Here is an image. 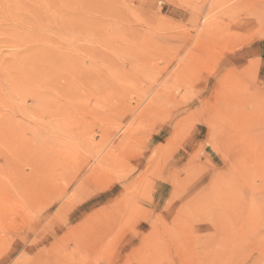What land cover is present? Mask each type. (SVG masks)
<instances>
[{
  "label": "rangeland",
  "instance_id": "rangeland-1",
  "mask_svg": "<svg viewBox=\"0 0 264 264\" xmlns=\"http://www.w3.org/2000/svg\"><path fill=\"white\" fill-rule=\"evenodd\" d=\"M0 231V264H264V0H0Z\"/></svg>",
  "mask_w": 264,
  "mask_h": 264
},
{
  "label": "bare ground",
  "instance_id": "bare-ground-1",
  "mask_svg": "<svg viewBox=\"0 0 264 264\" xmlns=\"http://www.w3.org/2000/svg\"><path fill=\"white\" fill-rule=\"evenodd\" d=\"M131 2V1H130ZM148 3V2H147ZM227 3V2H226ZM245 4V3H244ZM235 7V6H234ZM237 7V6H236ZM239 7V6H238ZM6 44V43H5ZM60 112V111H59ZM47 115V114H46ZM50 115V114H49ZM49 115H48V117H49ZM177 115V114H176ZM175 115V116H176ZM54 116V115H53ZM175 128H173V130H174ZM169 132V131H168ZM169 134V133H168ZM170 138H172V136H170ZM150 142V141H149ZM163 145H165L164 143H162L161 145H159V147H158V151L159 150H162V148H163ZM155 149V148H154ZM92 150V149H91ZM93 151V150H92ZM157 152V151H156ZM159 153V152H158ZM154 154H156V153H154ZM89 157V156H88ZM114 163V162H113ZM102 164V163H101ZM98 168V167H97ZM102 168H104V167H102ZM101 169V168H100ZM105 170H106V168H104ZM104 171V170H103ZM89 173V172H88ZM90 174V173H89ZM88 174V175H89ZM91 174H93V173H91ZM78 175V174H77ZM76 175V176H77ZM87 175V174H86ZM97 176V175H96ZM91 177V176H90ZM85 178V177H84ZM89 179V178H88ZM90 180V179H89ZM93 180V179H92ZM129 181V180H128ZM18 182V181H17ZM74 182H75V180H74ZM85 182V181H84ZM90 183V182H89ZM16 184V183H15ZM87 184V183H86ZM18 185V184H17ZM78 185H80V183L78 184ZM81 187H83V186H81ZM80 187V188H81ZM84 187H85V185H84ZM106 187V186H105ZM22 189V188H21ZM73 189V188H72ZM111 189V187L109 186V190ZM108 190V189H107ZM18 191H20L19 189L17 190V192ZM76 192V191H75ZM78 193V192H77ZM74 194V193H73ZM25 196V195H24ZM118 199V198H117ZM116 199V200H117ZM26 200V199H25ZM27 201V200H26ZM118 201V200H117ZM54 202V201H53ZM120 202V201H119ZM27 203V202H26ZM29 203L32 205V206H35V208H36V206H38L39 205V203L40 202H38V198L37 197H34V198H32L30 201H29ZM67 203H68V201H67ZM75 203V202H74ZM73 203V204H74ZM115 203H116V201H115ZM122 203V202H121ZM5 204V203H4ZM65 204H66V201H65ZM64 204V205H65ZM81 204V203H80ZM118 204V203H117ZM120 204V203H119ZM52 205H53V203H52ZM63 205V204H62ZM244 205V204H243ZM66 206V205H65ZM121 206V205H120ZM76 207V206H75ZM112 207H114L115 208V205L113 206L112 205ZM35 208H33V210L35 209ZM113 210V209H112ZM112 210L110 211V212H107V213H105V214H103V216H102V218H101V221H100V230L102 229V230H106V229H108L110 226H108V225H111L112 224V221L115 219V214L114 213H112ZM62 211V209L59 211V212H61ZM116 211H117V208H116ZM257 212V211H256ZM63 213V212H62ZM117 214V213H116ZM96 215V214H95ZM132 217V216H131ZM55 219V218H54ZM85 219V218H84ZM99 219V218H98ZM65 220V219H64ZM135 220V219H134ZM68 221V220H67ZM87 221H89V220H87ZM87 221H86V223H87ZM99 223V222H98ZM63 224H64V222H63ZM62 224V225H63ZM91 225V224H90ZM59 229V228H58ZM57 229V230H58ZM99 230V231H100ZM54 231V230H53ZM98 231V230H97ZM97 231H90V232H85L84 231V228H83V225H78V226H76V227H73V228H71V229H69L68 231H66V233H64L63 234V237L64 236H67V237H65L64 238V240L65 241H69V240H71V242H72V244H73V247H77V249H80L81 248V246H82V244L83 243H85V242H87V241H98L99 239H100V237L96 234V232ZM1 232V231H0ZM230 232V231H229ZM47 233V232H46ZM104 234H106V232H104L103 231V233H101V235H103L104 236ZM48 235V234H47ZM47 235H45V236H47ZM100 235V236H101ZM1 240V239H0ZM65 250V249H64ZM65 252H66V250H65ZM67 253V252H66ZM68 255V254H67ZM55 258V257H54ZM57 259V258H56ZM55 261V260H54ZM53 262V261H52ZM51 264V263H50ZM54 264V263H53Z\"/></svg>",
  "mask_w": 264,
  "mask_h": 264
}]
</instances>
